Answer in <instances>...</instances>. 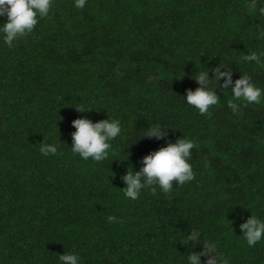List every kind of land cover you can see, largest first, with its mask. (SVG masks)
I'll use <instances>...</instances> for the list:
<instances>
[{
  "label": "trees",
  "instance_id": "1",
  "mask_svg": "<svg viewBox=\"0 0 264 264\" xmlns=\"http://www.w3.org/2000/svg\"><path fill=\"white\" fill-rule=\"evenodd\" d=\"M0 264H264V0H0Z\"/></svg>",
  "mask_w": 264,
  "mask_h": 264
}]
</instances>
